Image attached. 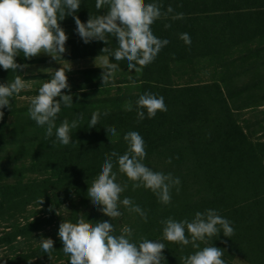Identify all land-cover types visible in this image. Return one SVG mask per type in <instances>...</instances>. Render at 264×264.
I'll use <instances>...</instances> for the list:
<instances>
[{
    "label": "trees",
    "instance_id": "trees-1",
    "mask_svg": "<svg viewBox=\"0 0 264 264\" xmlns=\"http://www.w3.org/2000/svg\"><path fill=\"white\" fill-rule=\"evenodd\" d=\"M158 3L162 12L171 5L173 13H183L182 19L173 20L169 14L151 25L153 34L167 38L169 43L139 74L127 70L122 60L113 61L109 57L111 62L120 66L114 76L121 79L77 87L82 91L105 87L106 98L79 100L84 94L77 89L70 90L73 104H78L74 110L80 107L79 103L87 105L84 111L71 116L72 120L77 114L82 115L80 126L72 130V139L76 143L62 146L55 143L48 157H42L41 152L37 154V164H42L48 175L0 185V218L17 206L45 199L44 189L52 186L54 196L52 199L47 196L49 201L42 204L49 208L44 211L46 216L40 223H52V219L57 222L53 247H56V254L63 256L58 264H68V258L61 250L57 226L65 220L74 223L80 215H84L90 224L110 219L99 211V205L93 207L90 204L87 187L98 174L102 158L113 149L123 154L127 148L123 135L135 130L146 145L143 163L154 171L171 172L179 177L180 190L177 192L173 188L170 203L164 205L150 190L143 187L133 189V182L118 171L113 157L117 181L127 184L121 198H132L148 216L144 222L121 206L122 215L112 219L116 234L124 226H129L133 229V241L138 242L141 238L162 240L165 244L162 264H183L181 257L194 249L191 245L181 247L163 240L161 221L169 217L191 220L196 211L213 208L227 218L234 229L231 237L218 233L207 242L224 250L222 259L225 264H234L237 257L246 264H264V142L250 140L235 119L219 82L194 80L235 47L264 34V0H158ZM105 11L106 8H95V0H81L75 15L83 23ZM58 23L61 27H73L74 39L70 41L72 57L107 55L100 51L103 47H117L111 36L107 37L106 43L99 40L82 42L75 32L71 15H66ZM165 24L169 27H164ZM185 32L191 38L188 45L179 38V34ZM14 59L23 64L26 58L21 52ZM89 69L87 71H102L100 67ZM21 70L16 73L0 68V83L21 75ZM181 77L189 79L182 82L179 80ZM114 84L118 85L120 95L109 94V87ZM144 92L163 96L167 110L157 111L154 117L145 116L137 122L135 101ZM15 97L9 98V108L2 109L0 139L5 136L7 118L15 115ZM126 102L133 103V111H124ZM97 109L106 115H101L96 127L89 128L87 121ZM109 128L116 129V137L108 134ZM48 146L51 149V145ZM168 158H171L170 162H167ZM4 203L6 208L2 206ZM62 206L68 209L61 211ZM35 225V222L16 225L12 234L21 235L33 230ZM198 243L205 246L203 242Z\"/></svg>",
    "mask_w": 264,
    "mask_h": 264
},
{
    "label": "clouds",
    "instance_id": "clouds-1",
    "mask_svg": "<svg viewBox=\"0 0 264 264\" xmlns=\"http://www.w3.org/2000/svg\"><path fill=\"white\" fill-rule=\"evenodd\" d=\"M81 0H0V68L13 70L27 67L18 64L14 59L21 52L25 58L45 53L57 61L65 52L67 35L58 23L71 15L75 22V32L82 42L88 43L99 40L106 43L108 36L115 39L117 47L109 49L103 47L100 51L107 53L101 58L102 82H109L114 77L115 71L120 67L113 61H123L127 70L134 73L142 72L143 67L151 63L162 47L167 45V38H159L152 32L151 25L162 16L171 15V19H182L183 13H173L169 5L162 12L158 0L145 2V0H95V8L106 11L103 14L89 17L81 22L75 15ZM164 27H169L165 24ZM179 38L188 45L191 38L188 33H180ZM66 64L57 68L51 78L43 82L37 89L27 109L28 117L37 126L44 128L45 138L54 135L53 144L60 145L76 143L72 139V130L80 126L82 115L69 121L64 118L56 124L61 105L68 108L73 104L71 92L61 90L70 89L65 70ZM131 80L132 77L130 76ZM29 87L26 80L17 74L9 82L0 83V118L3 117L2 109L9 108V98L19 94L22 89ZM59 99H56V98ZM124 111H133V103L126 102ZM167 106L164 97L153 93L144 92L135 101L137 122L152 118L157 111L164 112ZM101 113L98 109L91 113L87 121L89 128L98 125ZM108 134L116 137L114 128L108 129ZM127 144L123 154L112 150L102 158V166L98 170L90 186L87 187V197L93 207L100 206L99 211L109 217L88 223L84 215L77 217L76 221H62L58 225L57 235L62 242L61 250L68 258V264H162L165 260L162 240L141 238L133 241V229L124 226L116 234L112 223L113 218L122 215L121 206L147 222V212L132 198L121 193L127 184L117 181V171L113 170V157L118 171L132 181V188L143 187L150 190L164 205L171 201V190L178 192L180 178L171 172L154 171L143 163L146 156L145 141L135 130H130L123 135ZM168 158L167 162H170ZM163 240L175 242L181 247L191 245L193 252L181 257L183 264H225L222 259L223 249L208 244V240L223 233L231 237L234 229L231 222L219 215L216 209L207 208L203 212L196 211L191 220H175L171 217L161 221ZM187 232V235H186ZM205 244L204 247L200 243ZM44 253H49L53 248V240L44 238L40 241ZM0 256V264L5 261Z\"/></svg>",
    "mask_w": 264,
    "mask_h": 264
},
{
    "label": "rangeland",
    "instance_id": "rangeland-1",
    "mask_svg": "<svg viewBox=\"0 0 264 264\" xmlns=\"http://www.w3.org/2000/svg\"><path fill=\"white\" fill-rule=\"evenodd\" d=\"M84 70L86 71L84 72ZM84 70L65 71L71 87L61 91L72 92L70 90L77 89V92L84 94L79 100L106 98L108 95L103 92L105 87H99L95 91L92 88L84 91L77 88L93 83H103L102 71ZM52 74L23 77L29 87L22 89L16 95L15 115L7 118L5 136L0 139V185L49 174L45 168H42V164H37V154L41 152L42 157H48L55 147V144L53 145L55 137L53 135L45 138L44 128L37 126L28 117L27 109L31 98L37 94L39 86L50 79ZM198 77L192 78L194 80L213 79L219 82L228 98L233 115L244 132L250 140L264 142V34L235 47L220 62L208 66L204 74L199 73ZM121 78L114 76L109 82H115ZM188 79L179 78L182 82ZM118 88L117 84L111 85L109 94L120 95ZM125 92L129 94V91ZM77 105L72 104L68 108L61 105L56 124H59L64 118L71 121L72 114L84 111L87 107L85 103H79L80 107L74 110ZM48 145H51V149ZM47 188L44 189L45 199L17 206L6 211L5 215L0 218V256L3 257L5 264H58L63 258L56 254V247H53L54 249L47 254L40 247L42 239L53 238L54 226L57 223H54V219H52V223L51 221L40 223V220L46 216L44 211L49 208L48 205L42 204H47V201L54 196L53 187L48 186ZM2 206L6 208V203ZM67 209L65 206L61 207V211ZM26 222H35L34 229L18 236L12 234L14 226H21ZM233 262L234 264H246L238 257Z\"/></svg>",
    "mask_w": 264,
    "mask_h": 264
},
{
    "label": "crops",
    "instance_id": "crops-1",
    "mask_svg": "<svg viewBox=\"0 0 264 264\" xmlns=\"http://www.w3.org/2000/svg\"><path fill=\"white\" fill-rule=\"evenodd\" d=\"M62 29L66 33L67 39L65 41V52L60 54L61 58H58L57 61H55L45 53H40L26 58L23 64H26L27 67L21 70L22 78L51 74L54 73L57 68L63 67L66 64L69 65V68L65 71L84 70L97 68L99 66L102 67L101 58L105 55H84L80 57H72L70 41L74 39L73 27L64 26Z\"/></svg>",
    "mask_w": 264,
    "mask_h": 264
}]
</instances>
